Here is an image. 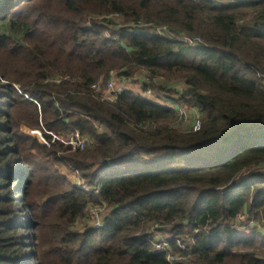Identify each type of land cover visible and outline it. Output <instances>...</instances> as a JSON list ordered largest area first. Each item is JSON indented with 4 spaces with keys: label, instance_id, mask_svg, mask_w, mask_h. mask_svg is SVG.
<instances>
[{
    "label": "trees",
    "instance_id": "trees-1",
    "mask_svg": "<svg viewBox=\"0 0 264 264\" xmlns=\"http://www.w3.org/2000/svg\"><path fill=\"white\" fill-rule=\"evenodd\" d=\"M112 15L135 27L88 26ZM141 71L182 80L180 101L200 112L202 129L175 130L173 107L128 92L108 104L93 89ZM73 132L90 140L87 151L53 141ZM261 165L264 0H0V264H169L152 252L155 224L186 257L176 264H264V225L249 235L231 225L241 214L264 218V173L235 184ZM15 196L33 223L16 221ZM100 205L110 210L104 228L76 233ZM37 229L49 232V251Z\"/></svg>",
    "mask_w": 264,
    "mask_h": 264
},
{
    "label": "rangeland",
    "instance_id": "rangeland-1",
    "mask_svg": "<svg viewBox=\"0 0 264 264\" xmlns=\"http://www.w3.org/2000/svg\"><path fill=\"white\" fill-rule=\"evenodd\" d=\"M93 23L98 24V25H103L109 31H113L115 29V27H117V28H122V27L128 28V27H133V25H134L133 22H127L124 18H122L118 15L100 17L99 19H95V18L93 19L92 17L89 18L88 19V26H91ZM146 25H148V24H146ZM147 27L155 28L157 26H155V24L154 25L149 24ZM129 29H131V28H129ZM162 33L166 34L165 38H168V34H167L168 29L167 30L163 29ZM174 40L179 41L178 38H174ZM58 78H60V77H58ZM111 81L116 82V84L119 86H123L125 88V92L132 93L133 95L139 96L148 102H150L149 100L154 101V99L151 97H158L160 99V101L162 102L160 105H165V104H167V100L170 101L172 99L171 101L176 102L177 105L185 106V104L182 101H180V95L185 93V91H186L185 83L182 80H168V79L162 77V78H157V79H154L153 81H151L149 79L148 73L143 72V71L136 73L131 78H125V77L121 76L119 72H114V74L111 75L108 78V80L104 81L103 85H101V92L102 93L106 92L107 85ZM146 85L151 87V88H149L147 90V92H144L143 88ZM158 87L165 89L166 91H170L173 94H169L167 92L160 91ZM147 98H150V99H147ZM21 132L23 134L29 133L30 135H32V131H28V130L23 129V128H22ZM66 136L67 135L54 136L55 138H53V141L60 143L61 145H63L64 148L68 149L69 152L73 154L75 152L71 151V149H69L65 144L62 143V141H65ZM31 137L34 138L36 141H38L34 136H31ZM38 143L40 145H42L41 144L42 142H40V140L38 141ZM42 146L45 147L44 145H42ZM85 151H87V150H85ZM85 151H83V152H85ZM55 169L61 175L65 176L72 184L76 185V187L85 185V184H83L81 179L78 178V174L74 171H71L69 168H67L64 163H62V162L55 163ZM258 173H264V165H261L259 167H252V168L244 171L243 176L240 177V179H237L235 184H237L238 182H242L243 180L244 181L249 180L250 178H252L254 175H256ZM22 184H23V187L21 188V190L25 191V186H24L25 183L22 182ZM33 198H34V194H33ZM14 199L16 200L15 202L18 206V211H17L18 213L16 216L17 217L16 221H20V222L26 221V223H29V222L33 223L34 218L28 214V210H23L21 208L23 199L20 198L19 196H15ZM101 212H102L103 217L105 219L109 215L110 210L104 209V210H101ZM241 215H242L241 218L245 217L244 214H241ZM250 218L256 224L259 225L258 228L257 229L256 228H253V229L248 228L247 229L245 227L244 228L242 227V230L238 229V231L240 233L249 235L255 231H258V229L262 230L263 225H264V218H262L260 221H258L255 217V212H253V214L250 216ZM246 221H248V219H246ZM238 223L240 226L242 225V224H240V219L238 222L235 221L231 225H233V227H234V225H236ZM242 226H244V225H242ZM88 230H95V229H93V225L89 221H87V217L83 221L79 222L74 227V231L76 233H80V234H84ZM151 233L153 234V236L155 237V240H157V241H161V242L165 241V243H166V242H170V240H171L170 232H169V229H167V227L158 226L157 224L152 225ZM37 235H38L39 240H41V242H43V245H45V248H44L45 251H49V248H47L49 240H51L49 232H46V231L42 232L40 229H37ZM27 238L30 240H27V244L25 246L28 248L29 257H30L31 254L34 252L33 246L35 245L36 241H35V236L32 233H29Z\"/></svg>",
    "mask_w": 264,
    "mask_h": 264
},
{
    "label": "built area",
    "instance_id": "built-area-1",
    "mask_svg": "<svg viewBox=\"0 0 264 264\" xmlns=\"http://www.w3.org/2000/svg\"><path fill=\"white\" fill-rule=\"evenodd\" d=\"M134 27H135V25H133V27H130V28H134ZM163 29L167 30V28H157L156 29L155 34L157 37H159V38H165L166 37V34L162 33ZM167 34L169 36V31ZM174 38H178L179 41L189 42V44L192 47H198L202 44V41L200 39H195L192 41L189 38L182 37V36H180V37L178 36V37H174ZM113 74H111V75H113ZM62 81H63V79L58 78L54 82L55 83H61ZM93 89L95 90L96 93H98V94L101 93L102 94V97H101L102 100L108 104H114L117 101V99L125 93V88L123 86L117 85L116 82H113V81L109 82V84L107 85V90L105 93L101 92V86L100 85H94ZM169 104H171V101H167V104L161 105V106L173 107V109L176 111L178 122L172 126L175 130L185 132V133H187V132L196 133L202 129L203 117L197 109L190 107V106H186V105L183 106V105H177V104H172V105H169ZM27 134L30 135L29 133H27ZM36 135L40 136L39 139H37V140L38 141L40 140V142H42L41 143L42 145H44L45 147H49V144L44 139L41 132H39V131L32 132V135H30V136H34L36 138ZM62 143L65 144L69 149H71V151H74V152H83V151L87 150L91 145L90 140L86 137L81 136L79 132H73V133L68 134L66 136L65 141H62ZM238 184H239V182H238ZM77 187H78V189H81V190L85 191L86 193H91V190L88 187H86L85 185L77 186ZM93 196L99 198V190H95L93 193ZM104 209L108 210L106 205L90 206L88 208L87 221H89L93 225V229H95L96 231L103 229L105 226V219H104L103 214L101 212V210H104ZM241 217H242V215H240L235 221L238 222L240 219V224H242L244 226H242V225L240 226L238 223V224L234 225L235 229H237V230L241 229L242 230V227L243 228L245 227L247 229L248 228H252V229L258 228L259 225L256 224L247 215H245V217H243V218H241ZM246 219H248V221H246ZM175 245L181 252H184L187 250L186 245L181 240H176ZM152 252L154 254L165 255L166 260L169 264H176L179 262H184L185 258H186L183 255L174 254L171 244L169 242L165 243V241L161 242V241L155 240V242L153 243Z\"/></svg>",
    "mask_w": 264,
    "mask_h": 264
},
{
    "label": "crops",
    "instance_id": "crops-1",
    "mask_svg": "<svg viewBox=\"0 0 264 264\" xmlns=\"http://www.w3.org/2000/svg\"><path fill=\"white\" fill-rule=\"evenodd\" d=\"M145 98H146V97H145ZM151 98H153L154 101H151V100H149V101L152 102V103H154V104H156V105H160V104L162 103L158 97H151ZM147 99H150V98H147ZM153 99H152V100H153ZM161 100H162V99H161ZM160 106H161V105H160Z\"/></svg>",
    "mask_w": 264,
    "mask_h": 264
},
{
    "label": "water",
    "instance_id": "water-1",
    "mask_svg": "<svg viewBox=\"0 0 264 264\" xmlns=\"http://www.w3.org/2000/svg\"><path fill=\"white\" fill-rule=\"evenodd\" d=\"M39 137H40L39 135H36V139H39Z\"/></svg>",
    "mask_w": 264,
    "mask_h": 264
}]
</instances>
